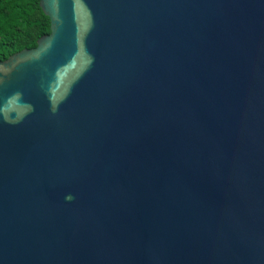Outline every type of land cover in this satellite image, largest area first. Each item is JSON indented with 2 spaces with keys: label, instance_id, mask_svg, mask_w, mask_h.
<instances>
[{
  "label": "water",
  "instance_id": "1",
  "mask_svg": "<svg viewBox=\"0 0 264 264\" xmlns=\"http://www.w3.org/2000/svg\"><path fill=\"white\" fill-rule=\"evenodd\" d=\"M40 8L0 62V264H264V0Z\"/></svg>",
  "mask_w": 264,
  "mask_h": 264
},
{
  "label": "trees",
  "instance_id": "2",
  "mask_svg": "<svg viewBox=\"0 0 264 264\" xmlns=\"http://www.w3.org/2000/svg\"><path fill=\"white\" fill-rule=\"evenodd\" d=\"M50 34V20L40 8V0H0V62Z\"/></svg>",
  "mask_w": 264,
  "mask_h": 264
},
{
  "label": "clouds",
  "instance_id": "3",
  "mask_svg": "<svg viewBox=\"0 0 264 264\" xmlns=\"http://www.w3.org/2000/svg\"><path fill=\"white\" fill-rule=\"evenodd\" d=\"M66 199H68V200H71V199H72V197H71V196H68V197H66Z\"/></svg>",
  "mask_w": 264,
  "mask_h": 264
}]
</instances>
